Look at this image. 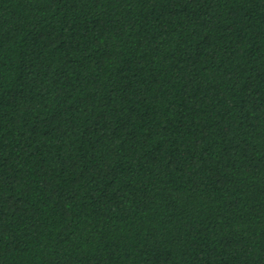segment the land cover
<instances>
[{
	"label": "trees",
	"instance_id": "trees-1",
	"mask_svg": "<svg viewBox=\"0 0 264 264\" xmlns=\"http://www.w3.org/2000/svg\"><path fill=\"white\" fill-rule=\"evenodd\" d=\"M0 264H264V0H0Z\"/></svg>",
	"mask_w": 264,
	"mask_h": 264
}]
</instances>
